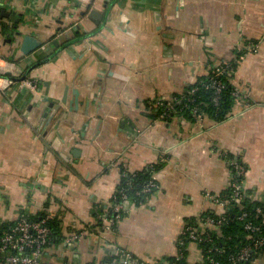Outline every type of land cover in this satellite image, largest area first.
<instances>
[{
	"label": "crops",
	"instance_id": "crops-1",
	"mask_svg": "<svg viewBox=\"0 0 264 264\" xmlns=\"http://www.w3.org/2000/svg\"><path fill=\"white\" fill-rule=\"evenodd\" d=\"M26 34L42 43L27 55ZM239 54L230 117L151 116L152 99ZM0 71L37 82L0 88V221L44 215L64 238L86 230L70 247L48 244L49 264L114 249L146 264L174 256L188 217L221 212L211 195L230 185L227 154L246 166V197L264 202V0H0ZM157 162V188L116 227L106 211L96 226L122 172ZM199 256L189 244V263Z\"/></svg>",
	"mask_w": 264,
	"mask_h": 264
},
{
	"label": "built area",
	"instance_id": "built-area-1",
	"mask_svg": "<svg viewBox=\"0 0 264 264\" xmlns=\"http://www.w3.org/2000/svg\"><path fill=\"white\" fill-rule=\"evenodd\" d=\"M242 55L236 56L237 61ZM217 72H223L224 67L216 64ZM17 74L6 75L3 71H0V88H5L10 83L16 82L19 87L28 86L31 89L36 88L37 82L33 79H22L14 81L12 78ZM213 100L217 101L220 92V84L215 87ZM233 93L237 96L241 95L239 89L235 88ZM160 100V99H159ZM168 107H171L168 104ZM228 115L226 118L230 117ZM197 120H201V115H196ZM225 118V119H226ZM227 156V155H226ZM226 162L231 170L232 178L230 185L232 187V194L229 198L221 199L218 195H211L213 202L216 205L222 207L218 217L214 218L211 215H206L202 220H198L197 224H185L181 230V233L177 240V252L174 255L176 260L183 256L182 245L188 241L189 244H195L198 249L199 258L194 263L185 260L187 264H238L245 262L253 254H260L264 252V210L260 207L256 208L255 217H258L255 221L246 219L247 213L245 211H238L236 214L238 220L243 221V230L245 231V240L235 251L227 254L226 260H220L216 255L223 253V249L217 245L218 239L222 236L221 226L228 222V217L225 212V204L230 201L235 202L238 206H242L243 199V179L246 173V166L235 157H226ZM152 187H157L154 176L142 187V191H148ZM114 196V193L112 194ZM129 200L125 193L121 194L120 201L118 200L112 206L114 212L113 219H121L123 213L126 212ZM48 216H41L34 219L27 218L26 215L21 214L15 222L5 229L0 235V264H49L44 258L45 248L49 244L51 236V228L46 223ZM110 222V221H109ZM215 239H212V234ZM86 234V230L81 229L76 232L68 234L64 238V242L69 247L72 246L78 239ZM186 246V247H187ZM188 249V247L186 248ZM62 264H146L135 257L133 254L114 249L112 255L105 261H93L89 263L79 262H64ZM155 264H175L174 261L168 259H162Z\"/></svg>",
	"mask_w": 264,
	"mask_h": 264
},
{
	"label": "trees",
	"instance_id": "trees-1",
	"mask_svg": "<svg viewBox=\"0 0 264 264\" xmlns=\"http://www.w3.org/2000/svg\"><path fill=\"white\" fill-rule=\"evenodd\" d=\"M13 29L7 26H1V31L7 33V37L12 38ZM241 53V52H240ZM42 60V57H41ZM237 65V61L232 59L230 61L221 62L220 66L224 67L223 72H217V66L213 65L208 73L198 76L195 81L188 83L181 91L173 94L170 100L167 99H152L151 105L153 109L151 110V116L155 117L162 116L164 118L170 117L172 114L185 115L191 119H195L196 115H201L203 118H209L214 122H219L224 120L233 111V108L237 102L242 100V96L235 95L233 93L235 86L231 82L232 74ZM220 84V92L217 101L213 100L214 91L217 84ZM168 104L171 107H168ZM232 155L227 154L226 157ZM238 159V158H237ZM163 163L157 162L155 164L149 165L142 170L127 172L123 171L120 179L113 191L114 196H111V204L107 206L97 205L93 209V215L97 218L96 226L100 224V214L106 213L109 218L114 217V212L112 211V206L115 202L121 199V194L125 193L129 202L135 205L142 203L147 196H149L157 187H152L148 191H142V187L153 177V173L158 170ZM232 194V187L228 186L227 189L223 190L218 194L221 199L229 198ZM247 191H243V199L241 207L235 202L230 201L225 204V212L228 217V222L221 226L222 236L218 239L217 245L223 249V253L216 255L220 260H226L227 254L235 251L245 240V231L243 230V221L238 220L236 214L238 211H245L247 213L246 219L250 221H255L260 217H255L256 208L260 207L264 210V202L250 200L246 197ZM234 213V214H233ZM26 215V214H25ZM211 215L214 218L218 217V213L206 210L197 216L188 217L185 220V224H197L198 220H202L204 216ZM29 219H34L36 217L28 216ZM44 216V215H43ZM124 216V213H123ZM122 216V217H123ZM120 219H113V227H116ZM15 221L3 222L0 221V235L1 233L11 226ZM46 223L51 228V236L49 240L50 244L59 243L64 239L62 233L61 224L56 217H48ZM264 231V224H263ZM212 234V239H215ZM188 241L182 245L183 256L176 260L175 256H169L166 259L174 261L175 264H187L185 256L187 255ZM187 246V247H186ZM257 254H253L249 260L245 262H240L238 264H249L250 261L256 257ZM109 259V258H108ZM106 259V260H108ZM1 261V260H0ZM105 261V260H103ZM208 264V263H201Z\"/></svg>",
	"mask_w": 264,
	"mask_h": 264
},
{
	"label": "water",
	"instance_id": "water-1",
	"mask_svg": "<svg viewBox=\"0 0 264 264\" xmlns=\"http://www.w3.org/2000/svg\"><path fill=\"white\" fill-rule=\"evenodd\" d=\"M66 43H68V42H66ZM41 46H42L41 41L37 40L35 37H33L29 34H26L22 37V40H21L20 45H19V50L23 54L27 55V54H30L31 52L39 49ZM35 55H36V57H38V53H35ZM23 78H24V76H22L20 78L13 77L12 79L18 81V80H22Z\"/></svg>",
	"mask_w": 264,
	"mask_h": 264
}]
</instances>
